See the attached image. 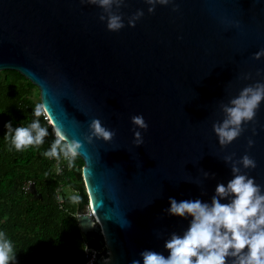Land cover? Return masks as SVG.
I'll return each instance as SVG.
<instances>
[{
	"label": "water",
	"instance_id": "water-1",
	"mask_svg": "<svg viewBox=\"0 0 264 264\" xmlns=\"http://www.w3.org/2000/svg\"><path fill=\"white\" fill-rule=\"evenodd\" d=\"M148 7L125 0L124 27L109 32L102 9L81 0H0V72L27 80L49 106L52 129L82 143L87 203L74 217L108 252L91 264H143L145 250L167 257L165 241L191 221L168 215L169 199L210 203L217 184L232 178L226 155L252 158L256 167L243 171L264 191V101L226 147L212 131L221 103L264 81V57L252 59L264 49V0H173L151 14ZM137 10L144 15L130 28ZM136 115L148 124L138 147ZM93 119L115 131L110 142H83Z\"/></svg>",
	"mask_w": 264,
	"mask_h": 264
},
{
	"label": "clouds",
	"instance_id": "clouds-1",
	"mask_svg": "<svg viewBox=\"0 0 264 264\" xmlns=\"http://www.w3.org/2000/svg\"><path fill=\"white\" fill-rule=\"evenodd\" d=\"M148 5V13L154 12L157 5L167 6L173 0H143ZM82 4L95 5L102 9L100 22L106 21L109 32H118L124 27V18L119 9L125 0H81ZM115 9V11H114ZM173 7L172 11H178ZM144 15L143 10H137L128 17V27H135L136 22ZM264 57V49L256 52L253 60ZM260 75L259 72L256 73ZM246 74L242 79H251ZM264 101V81L249 84L243 87L238 95L231 98L228 103L219 105L222 120L212 125V131L218 138L221 148L231 144L246 130L242 125L254 121L256 112ZM34 119L28 126L13 128L11 121L4 125L5 138L10 140L11 146L17 151L38 147L44 143L49 131L39 122L44 116L49 121L51 114L45 102H39L33 109ZM134 129L133 141L136 147L143 145L142 131H146L148 124L142 115L131 118ZM50 125V124H49ZM55 140L50 149L43 153L46 158L57 161L62 158L72 167L74 161L80 156L82 143L76 139H69L61 128L53 129ZM253 134L255 130L253 129ZM115 136V131L102 126L99 119H93L88 126V134L84 143L91 144L93 139L107 143ZM253 141L248 140L251 148ZM235 154L223 158L225 164L230 165L232 178L227 182L217 184L211 202L184 200L177 202L169 199L170 207L167 214L176 217H191L190 225L182 235L172 233L165 241L164 248L169 253L163 254L145 250L140 253L143 264H264V191L243 170L254 169L255 161L247 154L239 160L234 159ZM204 178L209 174L204 172ZM79 194L71 197L74 204L80 203ZM227 200V203H222ZM87 250V249H85ZM16 253L12 241L6 233L0 231V264H13ZM111 257L103 264H110ZM131 264H141L140 260H133Z\"/></svg>",
	"mask_w": 264,
	"mask_h": 264
},
{
	"label": "trees",
	"instance_id": "trees-1",
	"mask_svg": "<svg viewBox=\"0 0 264 264\" xmlns=\"http://www.w3.org/2000/svg\"><path fill=\"white\" fill-rule=\"evenodd\" d=\"M35 90L14 71L0 72V231L12 241L16 253L13 264H85V249L101 252L102 237L82 235L75 212L87 203L81 178L82 161L72 167L63 158H46L55 134L44 116L39 118L49 134L38 147L17 152L5 138L4 127L28 126L34 119ZM56 165L60 166L57 173ZM62 189H68L65 196ZM79 194L80 203L71 202Z\"/></svg>",
	"mask_w": 264,
	"mask_h": 264
},
{
	"label": "built area",
	"instance_id": "built-area-1",
	"mask_svg": "<svg viewBox=\"0 0 264 264\" xmlns=\"http://www.w3.org/2000/svg\"><path fill=\"white\" fill-rule=\"evenodd\" d=\"M47 121H48V119H47ZM48 123H49V121H48ZM60 168H61L60 166L56 165L55 170L57 173L59 172ZM85 254H86L85 257H87V261L85 262V264H91V261L93 258H95V257L99 258V256H100V252H96L93 250H86Z\"/></svg>",
	"mask_w": 264,
	"mask_h": 264
},
{
	"label": "rangeland",
	"instance_id": "rangeland-1",
	"mask_svg": "<svg viewBox=\"0 0 264 264\" xmlns=\"http://www.w3.org/2000/svg\"><path fill=\"white\" fill-rule=\"evenodd\" d=\"M30 96H31V99H32L33 101L38 100V92H37L36 88H35V90L33 89V92H32V94H31ZM51 128H52V127H51ZM62 190H63V194H64L65 196H67V195L70 194V191H69L68 189H62ZM102 247H103V250L100 252V256H99V257L103 256L104 253H108V252L106 251L105 246L103 245Z\"/></svg>",
	"mask_w": 264,
	"mask_h": 264
}]
</instances>
